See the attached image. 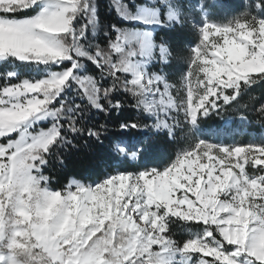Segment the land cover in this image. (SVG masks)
I'll list each match as a JSON object with an SVG mask.
<instances>
[{
  "label": "snow or ice",
  "instance_id": "snow-or-ice-1",
  "mask_svg": "<svg viewBox=\"0 0 264 264\" xmlns=\"http://www.w3.org/2000/svg\"><path fill=\"white\" fill-rule=\"evenodd\" d=\"M106 7L130 27L104 22L97 0H0V65L39 73L0 72V264H264V143L201 128L264 84V0ZM177 25L193 36L179 87L155 40ZM126 110L114 139L89 122ZM77 139L100 150L95 178L50 187L45 168Z\"/></svg>",
  "mask_w": 264,
  "mask_h": 264
},
{
  "label": "trees",
  "instance_id": "trees-1",
  "mask_svg": "<svg viewBox=\"0 0 264 264\" xmlns=\"http://www.w3.org/2000/svg\"><path fill=\"white\" fill-rule=\"evenodd\" d=\"M101 5H105V8L102 9V19L104 22H118L121 27L129 28L130 25L127 22L117 21V18L114 15V10L112 13L107 11V5L110 4V0H97ZM209 4L213 1L207 0ZM102 31L97 33V43H101L99 37H102ZM89 36H92V33L89 32ZM164 40L166 45L170 48L172 53V59L170 64L167 67H164L162 70L163 74H166L169 82L172 84H177L180 77V73L184 68L183 57L187 55L189 42L193 39L192 34L185 28H181L177 25L172 30H161L155 34V40L159 43L161 40ZM103 46V43L102 45ZM161 69V65L156 64L152 67V71L157 72ZM255 98L253 100L252 98ZM264 99V84L257 85L250 90L249 93L244 95L240 101V105H248L247 108L236 107L230 109L227 113L222 115L212 114L210 117L205 118L201 123V128L206 132L210 133H221L219 135H213V140L224 139V142H229L230 138L237 137V132L246 130H252L253 132H260L264 130V117L260 116L259 112L256 111V108L259 107V104L256 101ZM135 113L132 110H126L120 115H117L115 112L112 113L111 118L105 120L103 114L91 115L90 123H106L110 129L109 136L110 138H115L119 136L120 133L117 131L119 123L123 122L125 119H133ZM229 121V125H225V122ZM233 134V137H225L227 134ZM176 135L178 137V143L184 144L185 140L180 139L181 129L176 130ZM205 139L208 136L204 137ZM74 143L77 145L76 148L69 147L68 150L60 149L53 158L49 161V166L45 168L44 174L51 176L50 187L54 189H59L63 186H66L70 180H81L85 177L95 178L92 175L91 170L89 169V162L93 158L94 154L99 153V149L94 145L87 143L84 139L74 140ZM107 143V141H106ZM59 157V159H57ZM64 161L63 164L60 161ZM178 230L176 226L172 225V232L174 233V238L182 236L181 234H176V231H182L186 227L182 223H177ZM176 230V231H175Z\"/></svg>",
  "mask_w": 264,
  "mask_h": 264
},
{
  "label": "rangeland",
  "instance_id": "rangeland-1",
  "mask_svg": "<svg viewBox=\"0 0 264 264\" xmlns=\"http://www.w3.org/2000/svg\"><path fill=\"white\" fill-rule=\"evenodd\" d=\"M211 1H213V0H211ZM110 2H111V0H110ZM214 18H217V17H214ZM12 69L21 72L22 77H29L32 75L39 76L38 72H33L31 69H28V68H25V67H22L19 65H9L8 69H6L4 65H0V72L5 71V70H12ZM157 72H161V69H159ZM161 74H163V73H161ZM179 81H180V77L178 79L177 84H175L177 87H179ZM225 125L226 126L229 125V121L225 122ZM207 133H209V135H207L208 136L207 139L210 140L211 142H214V143H223V144H227V145H232V144L247 145V144H262V143H264V130L263 129L260 132H253L252 130H248V132L246 130L239 131V132H237V137L230 138L229 142H227V143L224 142L225 138L213 140V137H212L213 135L210 132H207ZM225 137H233V134L229 133ZM177 225H178L177 223L173 224V226H176V230H178ZM176 234H181L182 236H179L177 238L176 237L174 238V236H173V238L177 239L179 241H182L184 239H187L189 237L190 233H189L187 227H184L182 229V231H180V232L176 231Z\"/></svg>",
  "mask_w": 264,
  "mask_h": 264
}]
</instances>
